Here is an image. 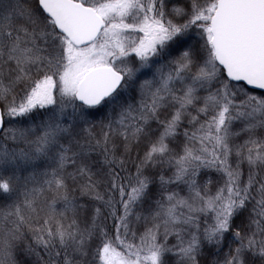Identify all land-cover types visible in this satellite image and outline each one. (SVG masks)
<instances>
[{"label":"snow or ice","instance_id":"obj_1","mask_svg":"<svg viewBox=\"0 0 264 264\" xmlns=\"http://www.w3.org/2000/svg\"><path fill=\"white\" fill-rule=\"evenodd\" d=\"M0 264H264V0H0Z\"/></svg>","mask_w":264,"mask_h":264}]
</instances>
